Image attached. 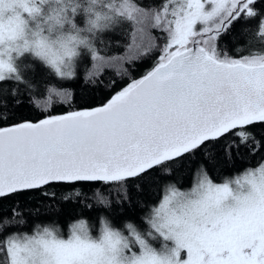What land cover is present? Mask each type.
Masks as SVG:
<instances>
[{"label":"snow or ice","instance_id":"snow-or-ice-1","mask_svg":"<svg viewBox=\"0 0 264 264\" xmlns=\"http://www.w3.org/2000/svg\"><path fill=\"white\" fill-rule=\"evenodd\" d=\"M125 22L123 54H108ZM241 36L261 48L230 56L225 38ZM144 58L106 102L52 114ZM240 160L255 163L214 182ZM185 167L189 190L168 183ZM157 181L146 215H112ZM35 194L95 223L77 217L65 235L16 204ZM0 264H264V0H0Z\"/></svg>","mask_w":264,"mask_h":264},{"label":"trees","instance_id":"trees-1","mask_svg":"<svg viewBox=\"0 0 264 264\" xmlns=\"http://www.w3.org/2000/svg\"><path fill=\"white\" fill-rule=\"evenodd\" d=\"M147 2V0H143ZM158 2V0H157ZM247 25L237 24L235 25V35L241 33V29ZM255 21L250 22L249 33L255 31ZM131 30V24L125 22L118 25L117 28L109 33L105 34L104 40L107 47L104 49L108 54H123L124 52V41L126 33ZM155 34V33H154ZM245 36H241L238 40H232L230 37L225 38L223 47L226 48L230 56H240L249 54L253 49H260L259 44L253 43L252 45H247ZM117 41L120 42L117 46ZM237 48H241L242 51H237ZM155 54H153L154 56ZM155 63L154 58H144L143 60L133 62L130 65H125L124 67L128 69L124 76L116 75V69H105V82L106 87L100 91H93L90 87L85 84H79L74 89V98L70 103L66 105H56L53 109L52 114H63L67 111L78 110L82 108L95 107L106 102L111 95L119 91L121 87L126 85L131 79H138L143 74L148 71L151 66ZM90 66V65H89ZM42 69H38L41 71ZM115 79L116 84L112 85L110 82ZM39 99V98H38ZM41 105L43 104L42 99H39ZM24 115L30 119L36 120L43 118V114L39 111L29 112L25 110ZM255 161L246 162L244 160L237 161L235 164H221L215 171L211 173L214 182H223L226 178L232 179L238 174L239 170L246 166H251ZM169 184H175L181 189L189 188L193 183V176L190 167H185L184 169L177 170L172 179L168 182ZM57 201L61 195H63L62 189H57ZM86 192H91V188L85 189ZM166 191V187L157 181L155 186H149L146 191L138 195L135 204L129 205L127 211L120 209L118 212L113 213L114 217H119L123 215H128L139 220L140 217L146 215L150 209L157 205L158 202L162 200V195ZM16 204L21 208L26 216H31L32 218H39L41 220H56L59 223L61 232L66 235L68 223L77 218L83 216L89 219V222L94 224L96 220L95 210L92 214H88L86 209H82L79 206L57 202L54 204L56 211H51L45 198L38 194L28 195L21 197L17 200ZM16 206L10 202H6L3 205L5 211L10 210L11 207ZM93 234H95V229H93Z\"/></svg>","mask_w":264,"mask_h":264},{"label":"rangeland","instance_id":"rangeland-1","mask_svg":"<svg viewBox=\"0 0 264 264\" xmlns=\"http://www.w3.org/2000/svg\"><path fill=\"white\" fill-rule=\"evenodd\" d=\"M217 183H219V182H217ZM191 186H192V185H191ZM191 186H190V187H191ZM190 187H189V188H186V189H182V190H189V189H190Z\"/></svg>","mask_w":264,"mask_h":264}]
</instances>
